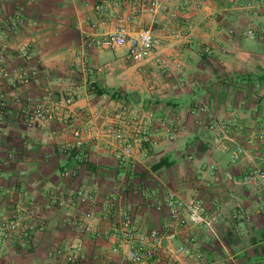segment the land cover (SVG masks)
Wrapping results in <instances>:
<instances>
[{
  "label": "crops",
  "instance_id": "0c3cea01",
  "mask_svg": "<svg viewBox=\"0 0 264 264\" xmlns=\"http://www.w3.org/2000/svg\"><path fill=\"white\" fill-rule=\"evenodd\" d=\"M158 1L152 12L149 0H0V53L11 71L32 66L41 77L40 86L19 89L0 78V102L7 107L0 136V218L10 217L21 201H45L62 172L74 170V184L97 196L95 229L84 235L79 264H131L127 246L112 251L116 227L108 204L114 198L116 210L130 212L139 232L150 237L170 222L164 205L169 192L199 201L211 224L193 223L184 211L187 224L177 228L173 246L193 255H180L176 264H264V183L243 180L264 166V142H249L251 133L264 130V0L254 1L252 13L238 7L248 0ZM98 4H104L105 16L96 11ZM127 17L133 18L132 35L151 29L162 38L150 60L133 62L127 48L110 51L93 42ZM14 20L20 24L12 29ZM251 28L254 39L244 35ZM23 46L36 52L31 63L19 54ZM66 84L81 91L72 125L57 119L31 124L27 99L59 103ZM123 103L171 122L176 138L136 147L127 167L100 139H89L81 158L66 152L73 129L86 128L103 105ZM231 120L235 127L228 135L209 128L212 121ZM93 123L102 131V119ZM236 145L249 157L234 163L228 148ZM68 211H46V225L31 240L14 243L0 264H66L53 251L74 237L65 224ZM152 264H167L166 254L159 252Z\"/></svg>",
  "mask_w": 264,
  "mask_h": 264
},
{
  "label": "built area",
  "instance_id": "2783aa9c",
  "mask_svg": "<svg viewBox=\"0 0 264 264\" xmlns=\"http://www.w3.org/2000/svg\"><path fill=\"white\" fill-rule=\"evenodd\" d=\"M152 12L159 7L158 0H149ZM235 3L236 0H229ZM255 0H248L238 7L252 13L255 10ZM96 11L105 16L104 4H98ZM176 17V15H174ZM104 19V18H103ZM133 18L121 19L119 26L114 32L93 42L98 47L106 50L116 51L127 48L128 59L133 62L150 60L157 49L162 46L161 37L154 34L151 29L141 30L137 35H132V29L128 23ZM20 22L14 20L11 28H15ZM231 33H235L234 30ZM248 38L254 39L257 31L253 28L244 32ZM206 53L211 49L206 48ZM20 56L27 62H32L36 58V52L29 46L19 49ZM0 78L9 80L15 88H23L34 84L41 85V77L34 67L19 68L11 71L6 61V56L0 53ZM48 95V91L46 90ZM81 97L80 89L74 84H66L63 87L62 101L51 102L49 97L43 101L27 99L26 112L31 124H45L58 120V122L68 123L70 126L74 117L78 115L74 108ZM87 97L93 100L92 92H87ZM7 107L0 102V136L4 133V125L7 119ZM200 111L205 108L198 107ZM90 123L84 129H73V142L65 147L66 152L74 151L76 156L81 158L83 149L87 141L103 140L109 146L111 153L116 158L120 167L131 165L136 147L156 145L159 139L166 138L173 141L177 131L173 124L165 119L158 118L154 113L147 112L133 104L123 103L117 106L103 105L101 109L94 111L90 115ZM103 120V129L99 131L95 128L94 120ZM235 127L234 120L228 122H210L211 130H220L227 134ZM249 142L258 144L264 142V130L258 133H251ZM231 152V159L234 163L244 161L249 157L245 147L236 145L228 148ZM264 165V162H263ZM214 170L215 166L212 167ZM77 172L74 170H64L61 174V183L53 186L46 193V200L41 201L35 198L21 201L14 207L10 217L0 218V256H6L14 243L31 240L36 231L46 225L44 214L46 211L57 208L69 209L65 224L70 226L74 232V237L62 246L54 249L53 255L63 260L66 264H79L81 255L85 247V233L94 231L95 212L97 196L95 193L78 187L74 184ZM244 182L251 184L254 181L264 183V166L249 170L243 178ZM257 183V182H256ZM164 205L169 211L170 222L163 230L152 232L150 237H146L139 232L133 215L128 211H117L114 198L107 206V216L115 221L117 246L113 252L117 253L121 247L129 248L126 260L131 264H152L157 260L159 252L166 254L167 264H176L180 255L192 256V252L185 246L178 248L173 244L177 239V228L187 224L183 213H190V220L193 223H206L203 217V206L199 201H186L175 192H169L164 197ZM160 210L161 205L157 206ZM259 210L264 212V203ZM108 236L105 234V237ZM163 240L167 245H163ZM9 264V263H2Z\"/></svg>",
  "mask_w": 264,
  "mask_h": 264
}]
</instances>
